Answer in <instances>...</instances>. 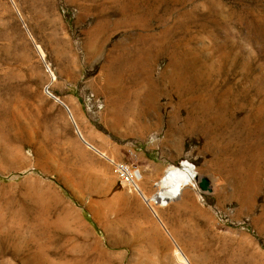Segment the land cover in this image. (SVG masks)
I'll return each mask as SVG.
<instances>
[{
    "label": "rangeland",
    "instance_id": "rangeland-1",
    "mask_svg": "<svg viewBox=\"0 0 264 264\" xmlns=\"http://www.w3.org/2000/svg\"><path fill=\"white\" fill-rule=\"evenodd\" d=\"M186 89L242 104L234 154ZM260 120L264 0H0V264H264ZM183 160L196 186L155 204Z\"/></svg>",
    "mask_w": 264,
    "mask_h": 264
},
{
    "label": "bare ground",
    "instance_id": "bare-ground-1",
    "mask_svg": "<svg viewBox=\"0 0 264 264\" xmlns=\"http://www.w3.org/2000/svg\"><path fill=\"white\" fill-rule=\"evenodd\" d=\"M228 97H230V95L225 98L218 97L216 95H206L205 93H199L194 89H186L185 91H178L176 94L174 93L172 95H168V104L188 110L185 120L193 124L190 132L195 130L202 133L204 131L208 133L211 138L214 137L215 139L219 138L220 135L224 133L226 138H223L225 140L223 149L230 152L232 150L231 148L233 147V139H230L231 132L228 130L229 127L231 128L230 125L236 123L239 126H248L249 128L251 121L249 122L247 118L235 119L238 107L242 104H238L239 106H237L236 103L238 101H235V103L234 101L230 100L231 98ZM261 127L264 128V122L260 120L256 121L251 128L253 131H257ZM262 133L263 132L261 131V134ZM211 140L214 141L213 138ZM231 153L234 154L233 151H231ZM197 178L198 172L196 171V168L188 161L183 160L178 167H173L166 171L163 180L160 181L161 185L163 186V191L160 190L158 195L151 198V201H153L155 204L175 201L180 198L184 187L187 185L196 186ZM137 191H141L143 197H145V194L140 188ZM151 209L158 218L156 213L157 211L155 210L154 206H152ZM177 255L182 260L186 259V257L180 252H177Z\"/></svg>",
    "mask_w": 264,
    "mask_h": 264
},
{
    "label": "built area",
    "instance_id": "built-area-1",
    "mask_svg": "<svg viewBox=\"0 0 264 264\" xmlns=\"http://www.w3.org/2000/svg\"><path fill=\"white\" fill-rule=\"evenodd\" d=\"M113 169L117 177L120 179L121 183L131 186L134 190H138L137 181L140 179V173L138 170L131 168L130 165L126 163L114 162Z\"/></svg>",
    "mask_w": 264,
    "mask_h": 264
},
{
    "label": "water",
    "instance_id": "water-1",
    "mask_svg": "<svg viewBox=\"0 0 264 264\" xmlns=\"http://www.w3.org/2000/svg\"><path fill=\"white\" fill-rule=\"evenodd\" d=\"M198 185L202 191H210L211 190L209 187V181L207 178L201 177Z\"/></svg>",
    "mask_w": 264,
    "mask_h": 264
}]
</instances>
